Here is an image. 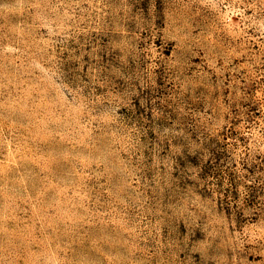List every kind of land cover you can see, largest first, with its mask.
I'll use <instances>...</instances> for the list:
<instances>
[{
	"label": "rangeland",
	"instance_id": "374dc122",
	"mask_svg": "<svg viewBox=\"0 0 264 264\" xmlns=\"http://www.w3.org/2000/svg\"><path fill=\"white\" fill-rule=\"evenodd\" d=\"M0 264H264V0H0Z\"/></svg>",
	"mask_w": 264,
	"mask_h": 264
}]
</instances>
